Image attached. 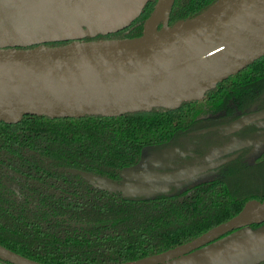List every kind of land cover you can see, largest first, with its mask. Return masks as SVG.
<instances>
[{
	"label": "water",
	"instance_id": "1",
	"mask_svg": "<svg viewBox=\"0 0 264 264\" xmlns=\"http://www.w3.org/2000/svg\"><path fill=\"white\" fill-rule=\"evenodd\" d=\"M147 1L125 22L112 26L127 15H119L115 0H0V121L16 123L24 115L112 117L175 109L201 99L218 82L264 55V0H214L172 24L174 0H156L140 35L84 40L127 26ZM59 41L67 42L47 44ZM261 118L264 109L195 133L229 134ZM150 147L146 160L119 171L121 181L75 168L65 171L104 191L150 196L171 187L183 189L188 185L179 182L235 156L209 159L213 148L194 162H174L192 153ZM253 224L264 229V199H248L234 216L189 241L113 264H259L264 262V236L235 240L252 231L244 229ZM237 229L242 231L233 238ZM0 262L47 264L1 244Z\"/></svg>",
	"mask_w": 264,
	"mask_h": 264
},
{
	"label": "trees",
	"instance_id": "2",
	"mask_svg": "<svg viewBox=\"0 0 264 264\" xmlns=\"http://www.w3.org/2000/svg\"><path fill=\"white\" fill-rule=\"evenodd\" d=\"M155 1L148 0L127 26L84 40L140 35ZM212 1L174 0L169 24L200 12ZM258 109H264V55L218 82L201 99L175 109L153 108L112 117L24 115L16 123L0 121V141L18 142L59 165L115 179L120 170L139 163L145 146L188 151L192 154L174 162L190 163L233 137L256 138L260 135L256 122L230 134L195 132ZM251 145L218 166L212 178L181 193L171 187L150 196H124L80 184L82 197L52 198L42 219L20 215V222H10L11 218L0 215V244L47 264H113L172 248L234 216L248 199H264V151L249 162L246 153Z\"/></svg>",
	"mask_w": 264,
	"mask_h": 264
},
{
	"label": "flooded vegetation",
	"instance_id": "3",
	"mask_svg": "<svg viewBox=\"0 0 264 264\" xmlns=\"http://www.w3.org/2000/svg\"><path fill=\"white\" fill-rule=\"evenodd\" d=\"M260 121H264V118L251 121L256 122L260 127L257 129L260 135L253 139L247 138L252 142L248 144H252L249 151L253 146V141L264 134V127L259 123ZM238 138L246 137L236 136L232 139ZM246 146L239 147L235 149L236 151L233 150L237 153L228 155L236 156L240 151L239 149ZM217 167L207 170V173L211 174L210 178H212L213 171ZM66 168L74 167L59 165L45 154L28 146L22 147L18 142L4 144L0 141V215L11 218L8 219L10 222L12 220L20 222V215L25 217L37 215L42 219V214H47L48 209L51 208L52 198L55 200H73L82 197L84 190L80 184L88 185L89 183L79 175L66 172ZM118 174V178L111 179L121 181L120 172ZM188 186L179 189L180 192L176 193L183 192ZM253 225L260 226L261 224ZM259 264H264V262Z\"/></svg>",
	"mask_w": 264,
	"mask_h": 264
},
{
	"label": "rangeland",
	"instance_id": "4",
	"mask_svg": "<svg viewBox=\"0 0 264 264\" xmlns=\"http://www.w3.org/2000/svg\"><path fill=\"white\" fill-rule=\"evenodd\" d=\"M262 127H264V121H260L259 122ZM233 128V127H231ZM252 143L249 139L247 138H238V139H232L230 142L224 144L221 147L215 148L213 149L209 155L207 156V158L209 159H216L219 157H223V156H229L228 154H230L233 150L239 148V147H243L246 146L248 144ZM149 149H151L150 146H145L142 149V158L141 160L147 158V156L149 155L148 151ZM264 151V134H262L258 139H256L255 141H253V146L251 148V150L247 153L246 157L249 161H254V159ZM211 177L210 173L207 172H203V173H198L197 175L189 178V179H185L181 182H179V184L184 183V185H189V184H195L199 181L205 180V179H209ZM258 228L257 227H252L251 228H246L245 230H252L249 232H246V235L242 238H237L235 240L240 241L242 239V242H246L247 240H258L259 238L264 236V229H255ZM255 230V231H253ZM242 229H237L235 230L232 234L233 238L237 235H239L241 233ZM234 240V242H235ZM3 263V262H2ZM4 264V263H3Z\"/></svg>",
	"mask_w": 264,
	"mask_h": 264
},
{
	"label": "crops",
	"instance_id": "5",
	"mask_svg": "<svg viewBox=\"0 0 264 264\" xmlns=\"http://www.w3.org/2000/svg\"><path fill=\"white\" fill-rule=\"evenodd\" d=\"M141 1L142 0H137V1H129V2H127V0L125 1V0H115V2H116V7H117V11L119 10V15L120 16H124V15H126V16H124L123 18H119V20L118 21H116V23H113L112 24V26L113 25H119V24H121V23H123V22H125L126 21V19H128L129 17H131L135 12H136V10H137V5L138 4H140L141 3ZM132 2V3H131ZM129 3V4H128ZM128 5V6H127ZM131 5H135L136 6V8L135 9H132V8H130L129 6H131ZM128 12V13H127ZM107 18H109L110 19V21H112L113 19H112V16L111 15H107L106 16ZM113 22V21H112ZM0 264H3V263H1L0 262Z\"/></svg>",
	"mask_w": 264,
	"mask_h": 264
}]
</instances>
